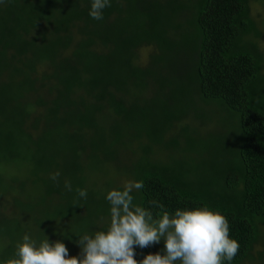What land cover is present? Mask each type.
<instances>
[{
  "label": "trees",
  "instance_id": "16d2710c",
  "mask_svg": "<svg viewBox=\"0 0 264 264\" xmlns=\"http://www.w3.org/2000/svg\"><path fill=\"white\" fill-rule=\"evenodd\" d=\"M251 2L264 6V0H110L99 21L89 16L91 0L0 3V200L11 194L17 210L0 215V264L24 235L60 240L78 256L75 241L107 224L108 167L123 154L133 158L122 168L143 182L132 193L135 204L154 216L160 209L153 200L170 214L201 206L218 211L240 245L225 264L248 258L256 222L264 220V78L247 41L259 35ZM142 47L153 51L143 67L135 63ZM201 104L236 119L231 141L222 132L194 137L186 127L165 139L187 115L205 119ZM213 139L231 142L214 166L201 153L204 140ZM156 146L171 154L154 157ZM4 165L24 171L26 180H6ZM25 183L30 189L21 198Z\"/></svg>",
  "mask_w": 264,
  "mask_h": 264
},
{
  "label": "clouds",
  "instance_id": "9594fccd",
  "mask_svg": "<svg viewBox=\"0 0 264 264\" xmlns=\"http://www.w3.org/2000/svg\"><path fill=\"white\" fill-rule=\"evenodd\" d=\"M4 0H0L3 3ZM111 7L110 0H91L89 16L103 19V10ZM59 173L50 178L56 180ZM65 187L71 191L70 183ZM143 188L141 181H126L120 189L106 194L110 215L105 227L82 235L76 244L78 256H69L60 240L40 242L24 235L15 246L14 255L3 264H225L239 251V243L230 238V225L225 216L207 206L191 210H175L170 214L157 201L151 205L160 211L155 216L134 203L133 191ZM86 198L84 189H76ZM163 240V255L148 254L139 262L135 248L159 244Z\"/></svg>",
  "mask_w": 264,
  "mask_h": 264
},
{
  "label": "rangeland",
  "instance_id": "374dc122",
  "mask_svg": "<svg viewBox=\"0 0 264 264\" xmlns=\"http://www.w3.org/2000/svg\"><path fill=\"white\" fill-rule=\"evenodd\" d=\"M249 17L253 21L256 30L258 31L259 35L258 37L254 38L252 36L247 37L248 43H253L256 53L259 55L260 59V75L264 78V6L262 4H259L258 2H251L249 3ZM152 48L150 47H142L138 50H136L135 53V63L141 67L145 66L148 61V56L152 53ZM42 67L38 69V73L42 72ZM264 88V85H263ZM261 92V88L257 89L255 91L256 97L259 96V93ZM263 102V100H260ZM203 109H205V119L203 120H197L194 119L193 116L187 115L185 119H182L180 123L174 124L172 129L169 131V133L165 136L166 137H172L175 135L180 136V129L181 128H187L189 132L193 133V136L195 137H201L204 138L210 133H217L222 132V135L227 140H232V136L236 134L237 129L235 128L237 123H235L236 119L232 117L231 115L227 114H219L220 110L216 107H206L203 106ZM223 113V112H222ZM222 115L221 121H216L215 119L218 118L219 115ZM209 117V118H208ZM220 129V131H219ZM204 140L205 148L201 147V153L204 156V159L207 165L211 164L214 166V163L221 159L223 152H220L222 147L225 145L230 146V143L224 142V141H218L216 139H213L211 141ZM181 143V144H180ZM180 148L182 147V141L179 142ZM232 145V144H231ZM228 149V148H227ZM175 151L173 150V153ZM153 153L155 154L154 157L158 159L167 158L166 156L168 154H171V149H164L162 146H156L153 148ZM179 154V153H178ZM175 154V157L178 158L179 155ZM230 151L227 153V155L230 158ZM127 154L126 156L120 155L118 156V161H115L114 164L109 165L108 167V176L113 180L111 181V189H114V187H122L123 183L126 181H132V178L130 177L128 171H125L122 168V165L128 164L129 156ZM174 157V156H173ZM133 158V157H132ZM119 164V165H118ZM3 172H5L4 177H6V180L10 178V176L17 177L20 181L26 180V174L24 171H17L12 168V166H3ZM201 170H205L207 173L209 172L206 167H203ZM211 172H209L210 174ZM96 187L101 186L102 179H95ZM30 187L28 186V183H25L23 194L21 198L25 195V193L29 192ZM4 196V195H3ZM2 196V197H3ZM26 196V195H25ZM1 197V198H2ZM12 195L6 194L4 197V200H0V215L4 216H12L16 214V209L13 207V203L11 200ZM109 219V218H108ZM108 219H105V222L107 223ZM55 224V223H53ZM256 229H257V239L254 242V244L251 247L250 253L248 258H246L241 264H264V220L257 221L256 222ZM1 246V245H0ZM163 248L164 243L163 240L159 244H153L150 247L146 248H139L136 247L134 250L136 252V255L134 256V259L138 262L144 258V256L148 254H156L160 253L163 255Z\"/></svg>",
  "mask_w": 264,
  "mask_h": 264
}]
</instances>
